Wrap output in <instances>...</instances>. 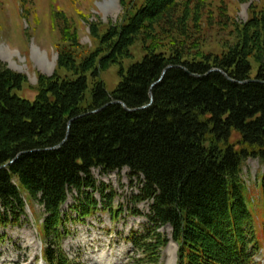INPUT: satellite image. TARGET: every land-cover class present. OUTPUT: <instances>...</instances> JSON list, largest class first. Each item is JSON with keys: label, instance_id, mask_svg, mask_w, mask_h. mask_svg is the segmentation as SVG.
Returning <instances> with one entry per match:
<instances>
[{"label": "trees", "instance_id": "trees-1", "mask_svg": "<svg viewBox=\"0 0 264 264\" xmlns=\"http://www.w3.org/2000/svg\"><path fill=\"white\" fill-rule=\"evenodd\" d=\"M175 2L145 0L103 36L108 51L100 58L95 51L77 63L60 54L58 66L71 75H40L32 101L15 92L25 77L0 61V224L19 221L25 190L45 210L46 264H74L61 248L62 207L76 192L81 217L97 208L88 196L99 190L93 169L127 168L141 180L139 200L151 201L144 233L128 238L144 256L138 264H158L165 226L179 264H254L263 247L242 169L250 158L264 169V10L221 55L185 58L180 49L167 55L147 46L141 61L121 68L115 90L100 79ZM261 191L264 199V172Z\"/></svg>", "mask_w": 264, "mask_h": 264}, {"label": "rangeland", "instance_id": "rangeland-1", "mask_svg": "<svg viewBox=\"0 0 264 264\" xmlns=\"http://www.w3.org/2000/svg\"><path fill=\"white\" fill-rule=\"evenodd\" d=\"M145 0H0V61L23 75L26 82L15 91L34 100L40 75L70 76L71 71L58 66L59 55H70L77 63L97 51V58L107 53L102 38L109 29L121 26L128 14ZM264 10V0H176L155 20L147 23L130 47V56L122 64H112L100 71V79L112 92L123 73L146 54L147 46L167 55L176 49L185 58L221 55L239 41V30ZM253 76L258 66L253 63ZM19 69L17 71L16 69ZM92 79L89 77L87 102ZM239 134L233 132L231 142ZM263 166L258 159H248L242 169L247 188L248 206L255 217L257 235L263 247L255 255V264H264V199L261 191ZM98 191L88 196L98 202L87 217H81L79 195L69 194L62 207L65 216L61 248L74 264H138L144 256L128 240L143 234L151 201L139 200L141 180L131 177L127 168L104 174L93 169ZM25 210L18 222L0 224V264H46L43 206L21 190ZM103 196H106L103 198ZM2 208L0 205V214ZM168 243L158 264H179V244L173 230H158ZM155 264V263H153Z\"/></svg>", "mask_w": 264, "mask_h": 264}, {"label": "water", "instance_id": "water-1", "mask_svg": "<svg viewBox=\"0 0 264 264\" xmlns=\"http://www.w3.org/2000/svg\"><path fill=\"white\" fill-rule=\"evenodd\" d=\"M166 72H167V69L164 71V73H163V75H162L160 81L162 80V78H163V76L166 74ZM151 100H152V99H151ZM147 106H149V105H147ZM147 106H145L144 108H146ZM63 143H64V142H62V143H61L59 146H57L56 148L61 147V146L63 145ZM12 163H13V161H12L10 164H12Z\"/></svg>", "mask_w": 264, "mask_h": 264}, {"label": "bare ground", "instance_id": "bare-ground-1", "mask_svg": "<svg viewBox=\"0 0 264 264\" xmlns=\"http://www.w3.org/2000/svg\"><path fill=\"white\" fill-rule=\"evenodd\" d=\"M1 57V56H0ZM2 58V57H1ZM14 69H16L17 71H19V69H17V68H14Z\"/></svg>", "mask_w": 264, "mask_h": 264}]
</instances>
